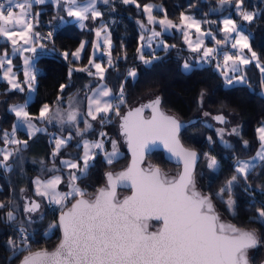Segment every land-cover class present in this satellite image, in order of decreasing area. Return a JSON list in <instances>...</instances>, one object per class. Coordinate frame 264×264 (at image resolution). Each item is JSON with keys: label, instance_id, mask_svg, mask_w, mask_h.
Returning <instances> with one entry per match:
<instances>
[{"label": "snow or ice", "instance_id": "snow-or-ice-1", "mask_svg": "<svg viewBox=\"0 0 264 264\" xmlns=\"http://www.w3.org/2000/svg\"><path fill=\"white\" fill-rule=\"evenodd\" d=\"M33 2L43 4L45 0H31L27 4V9L24 3H14V0H8L7 5L0 3V22H2L0 24V35L10 40L13 46V54L16 52L36 53L39 40H52L53 33L51 31L41 36L39 32L32 31L33 24L25 19L29 15L28 9L31 8ZM55 2L58 6L61 4V0H55ZM102 2L107 4L108 0H102ZM122 2L126 5L135 4L136 7H141L137 4V0H122ZM66 3L70 5L66 8L67 15L79 18L81 22L89 19V14L92 19L103 15L95 7L97 0H87L82 4H78L77 0H66ZM242 4L243 0H237L238 9L241 8ZM14 7L20 9L19 19L14 14ZM153 7L151 4L143 6L149 24L159 23L165 29L177 27L196 28L199 32L200 21H196L193 17L184 15V13H181L179 25L168 20L166 13L164 19L157 21L151 14ZM240 15L244 21L250 22L254 19L256 13L241 10ZM9 24H22L24 30L20 33L9 30L6 27ZM223 25L222 31L226 34L223 43L228 42V34L236 33L237 38L231 44V47L236 48L237 45H240L241 48H249L248 37L244 35L243 30L238 28L234 20L224 19ZM81 27H83L82 23ZM141 27H144L143 24H141ZM102 30H106V25H101V28L96 30L97 37L100 36ZM160 35L161 33L153 30L148 37L147 44H142L141 49H138V52H140L139 59L145 65H150L153 60L159 59L155 56L151 60L145 59L142 49L145 46L150 47L153 39L160 37ZM207 35H211V33L209 32ZM17 36L19 39L16 38ZM140 39L144 41V36L141 35ZM185 39L191 48L193 42L187 40L186 31ZM20 40L23 41V45L18 47ZM103 42L108 46V64L112 66L111 41L106 36ZM202 43L203 38L201 37L192 50L202 52V61L211 62L212 57L218 54V49H201ZM216 43L219 45L222 42L216 41ZM24 45H28V47H24ZM39 47L43 49L45 45L41 43ZM99 47V43L94 45V49ZM157 47H163L166 51L169 46L161 41L157 44ZM83 48L84 43L82 42L80 48L72 53V56L78 59ZM52 51L55 52V48ZM61 55L67 59L69 54L64 52ZM251 56L257 60V66L259 67L256 53L252 52ZM34 59L31 56L24 57V76L30 92L36 91L33 84L39 71L35 66ZM230 61L232 62L233 75H229L228 72L222 73L226 84H247L246 76L240 70L237 62L247 65L251 63V60L245 59L243 56L233 57L224 53L223 65L228 66ZM5 64H7V67L3 78L7 79L11 89L24 91L20 83L16 81V73L12 71V60L8 58L7 51L0 57V68H5ZM89 64L96 69L95 72L88 68L79 69L78 71H86L89 76H98L103 80L105 69L101 64L94 63L93 60H90ZM182 67L185 71L191 70V65L188 62H185ZM216 67L220 69L221 64L217 62ZM72 71L73 69L69 70V76H71ZM260 71L264 75V67H260ZM136 75L134 69L129 70L128 77L135 78ZM262 83H264V80H262ZM65 87L66 85H60L61 92L64 91ZM89 91L91 94L85 97L87 100L86 114H82L79 108L74 106L71 98L69 99L68 110L63 111L60 107L53 110L45 103L40 109L39 117L35 118L31 117L26 110L28 107L27 100L23 104L12 105L10 111L18 118L19 126H26V131L30 137L37 132H46V129L37 128L32 122L33 119L48 123L55 121L61 125H73L76 128V135L83 137L85 132L92 128L89 118L92 121L99 119V122L103 124L106 120L111 123V116L119 117L121 119V133L132 150L131 165L126 170L116 173L106 172V185L98 188L88 199L85 198L89 194L79 188L76 181L86 177L88 169L93 166L91 162L95 160V152L92 150L99 149L103 152L105 161L109 165L117 160L120 155L115 140L111 141V152L104 151V139L107 138V134L101 132V139L94 142L86 140L83 142L84 152L80 161H61L64 167L76 170L70 174L69 191H58V185L62 182L60 176H54L44 181L37 177L33 183L38 196L47 197L50 204L61 205V207L70 197L75 199V203L67 212H62L60 215L59 223L63 227V239L55 251H31L29 243L31 235L25 228L20 227L22 246L17 245L12 240L8 241L13 257L27 251L28 254L23 256L21 264H250L247 256L248 250L260 246L264 241L255 229L245 230L234 224L222 222L213 202V194L197 190L195 168L198 153L194 150L185 149L180 144L178 137L185 124L176 117L165 115L160 111L161 97L156 96L155 99L129 110L126 115L121 116L120 106L126 103L123 85L120 86L118 96H114L112 90L105 84H100L95 89L89 88ZM202 97L203 93H201V105L203 103ZM114 99L119 100V103L114 104ZM29 100H31V97H29ZM57 101L61 102L62 98L57 97ZM146 108L150 109L152 113L151 117L147 119L142 115ZM204 115L208 116L210 114L205 112ZM81 119L85 124L83 130L78 126ZM212 119L222 125L228 123L227 117L223 113L212 117ZM18 125L13 126L11 134L5 132L3 138L5 143L22 145L26 148L28 146L27 141L15 139ZM208 127L213 126L208 125ZM214 130L221 144L225 148L231 149L232 145L223 139L225 129L216 128ZM257 131L261 144L256 155L248 160L237 159L234 165L237 175H233L228 179L225 185L215 193V197L226 204L228 210L233 213L235 201L232 199L231 193L233 187L238 184V177L247 183L248 177L255 170L257 163L264 161V127L259 128ZM229 134L239 135L238 128L233 127ZM9 136L12 138L9 139ZM71 140V134L68 136H54L52 157H56L60 150L66 147ZM157 140L163 141L165 147L182 161L183 171L178 178L169 179L161 169L151 165L147 170L139 167L145 149L149 143H154ZM207 140L209 143H213L211 136L207 137ZM243 143L247 147L248 142L244 141ZM77 146L79 147V145ZM13 151L19 152V149ZM13 151L0 149V155H2L0 166L10 170L5 162L13 155ZM204 155L208 157L209 169L217 170L219 164L216 158L209 156L208 153H204ZM40 163L43 166L44 162L40 161ZM81 163L83 167H81ZM77 172H79V176ZM129 183L133 189L132 195L121 200L117 196V187L118 185L128 186ZM23 191L21 189V192ZM225 193L228 194L226 200L224 199ZM4 207H7V205L0 203V208ZM39 207V203L32 201L25 206L24 211L27 213L35 212ZM6 219L12 222L16 221L17 217L13 211H8ZM150 219L161 221L162 227L149 232L146 222ZM256 220L264 224V208L257 210ZM28 222L31 223V217L28 218ZM53 227L55 225H50L49 230Z\"/></svg>", "mask_w": 264, "mask_h": 264}, {"label": "trees", "instance_id": "trees-1", "mask_svg": "<svg viewBox=\"0 0 264 264\" xmlns=\"http://www.w3.org/2000/svg\"><path fill=\"white\" fill-rule=\"evenodd\" d=\"M108 1L109 5L113 6V10L104 13L100 18L92 19L89 16L82 29H79L74 21L67 20L64 24L59 23L58 16L65 14L60 6L54 8L50 2L32 5V14L37 20L33 27L34 32H39L41 36H44L51 31L53 37L51 41L39 40L45 47L34 57L35 66L39 70L34 82L36 91L33 100L28 102L26 110L31 115L38 114L45 103L51 107L58 102L57 97L63 100L77 92L87 94L89 88L93 89L100 81L112 90L114 96L119 95L120 86L123 85L126 103L120 106V114L144 100L160 96L163 110L176 116L180 121L187 122L180 133V139L185 146L196 150L200 155L195 170L198 188L204 193L213 194L215 207L223 218L240 228L255 229L264 241V224L256 220L257 210L264 208V161L257 163L247 183L238 177V184L233 187L231 193L235 201L234 213L230 212L226 204L215 197V193L225 185L226 181L233 175H237L234 167L236 160L252 157L260 146L257 127L264 122V94L260 91L261 79L258 67L250 63L242 68L241 71L246 76L247 84L234 85H225L224 77L216 69L213 60L200 66L193 65L191 70L185 71L182 65L185 62L195 64L197 52L186 48L182 41V34L177 31L163 35L169 46L166 51L161 48L153 53H147L151 59L153 56L159 59L153 60L150 65H145L138 59V47L142 33L140 25L146 19L143 6L147 3H154L159 6L154 14L165 17L166 13L167 19L175 23L180 22L181 13L191 15L204 21L202 25L204 28L208 25L212 26L218 36L221 35L219 31L221 16L230 14L236 21H241L239 29L248 36L250 48L256 52L259 61L264 65V0H243L241 10L256 13L250 22L244 21L236 9L234 10L237 0H223V2L222 0H137V4L141 6L139 8L135 4L126 5L122 0ZM228 2H231L229 6ZM102 17L106 18L109 26L113 63L109 66L108 56L103 52L94 55L92 59L101 63L105 69L103 80L98 76H89L86 71H78L88 68L95 72V68L89 64V61L93 34L95 28L101 27L103 22L99 23V21ZM82 42L86 45L83 56L80 61H74L71 59V54ZM6 45L5 41H0V53ZM53 48L55 52L52 51ZM64 52L69 54L67 59L61 55ZM11 60L14 69L20 71L19 57L15 56ZM70 69H73L71 76H69ZM132 69L137 73L135 78L128 77V72ZM62 84L66 85L63 92L60 90ZM7 86L6 82L0 83V145L5 143L4 133L10 134L15 122V114L8 110L9 105L21 103L25 97L24 92L8 90ZM201 93H203L202 105L200 103ZM116 103H119V100L114 99V104ZM203 111L212 117L223 113L228 123L222 125L216 121V126L212 125L213 127L210 128L208 125L211 124L202 118L201 112ZM38 123L41 122L38 121ZM46 126L49 129H57L50 123ZM233 127L238 128L239 135L229 134ZM119 128L120 118L111 116V123L106 120L101 124L100 130L86 132L83 136L94 139L98 132H104L107 134V138L104 139L107 148L110 147L112 140H118ZM216 128L225 129L223 139L232 145L231 149L221 144L214 130ZM15 135L20 140L26 138L28 146L22 149V152H16L11 156L10 160L15 163V166L9 172L5 173L0 168V203L7 205V207L0 208V264H17L20 258L27 253L24 251L13 257V252L8 245V241L12 240L22 246L20 227L25 228L31 235L29 241L31 251L54 248L60 239L56 217L74 200L70 197L63 207L55 206L54 208H50L43 202L45 206L42 218L28 222L27 216L31 217V215L24 211L22 203V195L27 192L21 194L19 188L20 185H25L29 190L28 193L32 194V178L37 170L33 171L31 168L29 179L25 180L16 178V174L28 161L29 146L37 142V138H40L42 134H36L27 139L25 132L16 130ZM209 136L212 137L213 143L208 142L207 137ZM80 138L74 134L68 145L62 148V155H70L72 159L79 160L82 149L77 144ZM244 141L248 142L247 147ZM50 144L52 143L45 144V147L49 148L52 146ZM204 153L216 158L219 164L217 170L209 169V160ZM127 161L126 150L111 165L106 163L101 153H98L95 155V160L91 162L93 166L88 169L86 177L78 179L76 184L89 194L87 197H90L105 183L106 172L123 168ZM146 162L165 171L177 172L178 170V167L167 162L160 152L148 155ZM67 172L69 170L65 171L57 166V171L51 173L45 171L44 175L50 177L52 174L61 173L64 178H67ZM40 176L43 177V175ZM126 192V190H119V194ZM224 199H228L227 193ZM8 211L14 212L17 217L16 221H7ZM159 224L160 222L152 221L150 226L155 228ZM50 225H55V227L49 230ZM249 260L251 264H264V243L250 250Z\"/></svg>", "mask_w": 264, "mask_h": 264}, {"label": "rangeland", "instance_id": "rangeland-1", "mask_svg": "<svg viewBox=\"0 0 264 264\" xmlns=\"http://www.w3.org/2000/svg\"><path fill=\"white\" fill-rule=\"evenodd\" d=\"M77 2H78V4H82V3H85V2H87V0H77ZM229 4H228V6L231 4V2H228ZM110 4V2L108 1V3L107 4H105V3H103L102 2V0H97V3H96V5H95V7H96V9L98 10V11H100L102 14H104V13H109L110 11H112L113 10V6L111 7V5H109ZM147 4H151V5H153L154 7H153V9H152V16L158 21V20H161V19H164L165 17H161V16H159V15H157V14H154V11L155 10H157V9H159V6L158 5H156V4H154V3H147ZM146 4V5H147ZM236 9V12H238L239 14H240V11H241V8L240 9H238L237 8V4L235 5V7H234V10ZM13 11L15 12V9H13ZM144 14H145V16H146V19H145V21L144 22H142L141 24H143L144 25V27H143V29H142V27H141V25H140V30H141V35H143L144 36V41H141L140 42V44H139V47H138V49H141V45L142 44H147V41H148V37L151 35V33H152V31L154 30L155 32H159V33H161V35H160V37H158V38H156V39H153V41H152V43H151V45H150V47L149 46H145L143 49H142V54H143V56H144V58L145 59H151L148 55H147V53H153V52H155V51H157V50H159V49H161V48H163V47H157V44L159 43V42H163V44H165V45H168L167 44V42H166V40H165V38H164V34H171V33H173L174 31H177V32H179V33H181L182 34V41L184 42V44H185V46H186V48H188V49H190V50H192V48H195L196 47V42L199 40V39H201V37L203 38V43L201 44V49H205V48H214V49H218V54L217 55H214L213 57H212V59L211 60H213V62H214V64H215V67H216V64H217V62H219L220 64H221V68L220 69H217V67H216V69L218 70V71H220V73L222 74L223 72H228L229 73V75H233V73H232V68H231V64H232V62L230 61L229 62V65L228 66H224L223 65V58H224V53H227V54H229V55H231V56H233V57H236V56H243L245 59H249V60H251V63H254L256 66H257V60L256 59H253L252 58V56H251V53L252 52H255L254 50H252L251 48H250V46H249V48H241V46L240 45H237V47L236 48H232L231 47V44L232 43H234L235 42V39L237 38V34L236 33H231V34H228L229 35V39H228V42L227 43H223V41H225V37H226V34L222 31V29H223V27H224V25H223V20L224 19H232V20H234L235 22H236V24H237V26H238V28H239V24H240V22L239 21H236L234 18H232L231 16H230V14H224L223 16H221V18H220V22H221V27L219 28V31L221 32V35L220 36H218L217 35V33H216V31L213 29V27L212 26H207L206 28H204L202 25H203V23H205L204 21H202V20H199V19H197V18H194L193 16H191V15H187L186 14V16H190V17H193L196 21H200V25H199V32L197 31V29L196 28H190V29H187V28H167V29H165V27L164 26H162V25H160L159 23H152V24H149V22H148V19H147V14L144 12ZM67 16V13H65L64 14V16L63 17H60V16H58V18L60 19V20H62V21H67L68 19V17H66ZM101 17V16H100ZM99 17V18H100ZM62 18V19H61ZM64 18V19H63ZM70 19H73V18H70ZM110 20H112V18H110ZM169 20V19H168ZM103 22V23H102ZM173 22V21H172ZM99 23H102L101 25H106V30H102L101 31V34H100V36L99 37H97V35H96V30L97 29H100V28H95V31H94V34H93V44H92V46H91V58H90V60H93L92 59V57L94 56V52H95V55L96 54H98V53H100V52H102V50L100 49V48H98V49H94V44H95V42L96 41H98L99 43H103V46H105L106 44L103 42L104 41V39H105V37L107 36V38L108 39H110V34H109V29H108V24L106 23V18H104V17H102L101 19H100V21H99ZM174 24H177V25H179L180 24V22H178V23H175V22H173ZM189 23H190V21H189ZM241 30V29H240ZM185 31L187 32V40H190V41H192L193 43H192V47L190 48L189 47V45H188V43L186 42V39H185ZM211 33V35H207V33ZM244 33V32H243ZM203 34V35H202ZM244 35L245 36H247L245 33H244ZM248 37V36H247ZM216 41H221L222 43H220L219 45L216 43ZM247 43L249 44V40H247ZM108 48V46L106 45V49ZM193 51V50H192ZM256 53V52H255ZM201 55H202V52H197V55H196V58H195V60H196V62H195V64H189V65H191V67L193 66V65H197V66H200V65H203V64H206L207 62L206 61H202L201 60ZM139 56H140V52H138V59H139ZM256 56H257V54H256ZM258 58V57H257ZM140 60V59H139ZM94 61V60H93ZM258 62H259V67H258V70H259V72H260V79H261V92L264 94V83H262V80H264V75H262V73H261V71H260V67H264V65L259 61V59H258ZM94 63H97V62H95L94 61ZM238 63V66H239V68H240V70L242 69V68H244L245 66H247V65H249V64H247V65H244V64H241V63H239V62H237ZM102 66V65H101ZM183 68V67H182ZM184 70V69H183ZM224 83H225V85H227L226 84V82H225V79H224ZM10 85V84H9ZM33 86H34V84H33ZM34 94V92H30V93H28L27 94V99L29 100V97H31V100L33 99V95ZM74 94H77V93H74ZM30 100V101H31ZM73 101L75 100V97H73V99H72ZM144 101H146V100H144ZM66 102H67V104L69 105V99L67 100V101H64V103H59V107L60 106H62V104H66ZM16 104H20V103H13V104H11V105H9V107H8V110L10 111V107L12 106V105H16ZM75 105V104H74ZM77 107V106H76ZM42 108V107H41ZM66 110H68V109H66ZM65 110V111H66ZM79 111L81 112V110L79 109ZM40 112V111H39ZM204 113H205V111H203V112H201V115H202V118H203V120L205 119L206 120V122L207 123H209V124H211V125H214V126H216V124H217V122L216 121H214V119H212V116L211 115H208V116H205L204 115ZM35 117H39V113L38 114H35L34 115V118ZM36 121H38V119H35ZM80 121H83V119H81ZM79 121V122H80ZM69 126H64V125H61L60 124V128L61 127H67V128H70V127H73V125H70V124H68ZM95 126L94 125H92V128L91 129H93ZM83 129H85V124H84V127L83 128H81V130H83ZM74 130H76L75 128H74ZM90 130V129H89ZM57 134H60V132H56ZM55 134V133H54ZM59 136H61V135H59ZM51 138H53V135H51ZM100 139V138H99ZM98 139V140H99ZM89 141V142H94V141H97L96 139H88V138H85L84 140H82V142H81V146H82V152H81V157L83 156V152H84V148H83V142L84 141ZM116 142H117V148H118V151H119V153H120V155H119V157H121L123 154H124V150H125V142H124V136L120 133L119 134V136H118V140H115ZM9 144H11V143H9ZM124 149V150H123ZM54 150V149H53ZM111 150H112V145L110 144V147L108 146L107 148H106V146H105V144H104V151H107V152H111ZM259 150V149H258ZM257 150V151H258ZM51 151H52V149H51ZM92 151H94L95 152V155H97L99 152H101L99 149H95V150H92ZM256 151V152H257ZM14 153H16L15 151H14ZM13 153V154H14ZM34 153H38V150L36 149V150H34ZM66 153H68V152H66ZM255 155H256V153H255ZM255 155H253L252 157H254ZM101 156H102V158L105 160V157H104V155H103V152H101ZM11 157V156H10ZM9 157V158H10ZM51 157H52V155H51ZM56 157H58V163H60V165H61V168H63V169H69V171H71L70 173H72V172H74V171H76V170H74V169H70V168H67V167H64L62 164H61V161L62 160H71L70 159V157L71 156H64V155H62V153L61 152H59V154L56 156ZM55 157V158H56ZM81 157H80V159H81ZM251 157V158H252ZM53 158V157H52ZM0 159H2V155L0 156ZM80 159L79 160H76V159H74V160H71V161H80ZM9 160V159H8ZM6 161L5 163L9 166V161ZM36 162H37V160H36ZM38 163V162H37ZM40 164V163H39ZM47 167V171H50V172H54V171H57V163H48L47 165H46ZM43 167H45L44 165H43ZM81 167H83V165H82V163H81ZM0 168H1V170L4 172V170H6V168L5 167H3V166H0ZM77 174H78V172H77ZM54 176H60L61 178H62V182L58 185V191L59 192H67V191H69L70 190V188H69V177H67V178H64V176H63V174H59V173H56V174H52L50 177H39V179L40 180H42V181H44V180H48V179H51L52 177H54ZM35 179L37 178V177H34ZM34 179V180H35ZM34 180H32V181H34ZM26 189H27V187H26ZM33 190L35 191V184L33 183ZM32 190V191H33ZM36 192V191H35ZM29 193L27 192V194H25V196L26 197H28L29 195H28ZM25 196H23V197H25ZM22 197V198H23ZM38 198H43L42 200H44V202L46 203V204H50L49 202H48V199H47V197H41V196H38ZM70 199V198H69ZM68 199V200H69ZM67 200V201H68ZM39 201V200H38ZM67 201H65L64 203H66ZM44 204V203H43ZM53 205H56V204H53ZM44 206H45V204H44ZM56 206H58V205H56ZM60 206V205H59ZM55 207V206H54ZM54 207H50V208H54ZM40 210V209H39ZM38 210V211H39ZM38 211H35V212H31V213H29V215H31V221H33V220H36L37 218H40L41 217V212H38Z\"/></svg>", "mask_w": 264, "mask_h": 264}, {"label": "crops", "instance_id": "crops-1", "mask_svg": "<svg viewBox=\"0 0 264 264\" xmlns=\"http://www.w3.org/2000/svg\"><path fill=\"white\" fill-rule=\"evenodd\" d=\"M29 2H31V0H14V3H24L25 4V7H26V9H27V4L29 3ZM45 2H50V3H52V5L54 6V8H56L58 5L56 4V2H55V0H45ZM0 3H4L5 5H7V3H8V0H3V1H0ZM33 4H37V3H32V5ZM61 8H62V10H64V13H67L66 12V8L67 7H69L70 5H68L67 3H66V0H61V4L59 5ZM14 9H15V12H14V14L16 15V18L17 19H19V15H20V9L19 8H15L14 7ZM28 12H29V14H32V6H31V8L30 9H28ZM29 16V15H28ZM28 16L27 17H25V19L28 21V22H31L32 24H33V27H34V24H35V22H37V20L35 19V17L33 16V14H32V21H30L29 19H28ZM89 16L91 17V15L89 14ZM60 17H63V16H60ZM66 17H68L67 19L68 20H70V21H74L75 23H76V26L79 28V29H82V28H84L85 27V20L84 21H80L79 20V18H75V17H69L68 15L66 16ZM70 18H73V19H70ZM98 18V17H97ZM64 19V18H63ZM67 21L65 20V21H62V20H59V23L60 24H64V23H66ZM81 23L83 24V27H81ZM0 24H2V22H0ZM6 27L9 29V30H12V31H15V32H17V33H20L21 31H23L24 30V28H23V25L22 24H9V25H6ZM32 31L34 32V28L32 29ZM29 35H31V33H29ZM17 39H19V37L17 36L16 37ZM0 41H5L6 43H7V45H6V47H4L3 48V50L1 51V53H0V57H2V55H3V53L5 52V51H7V53H8V58H13V57H15V56H18L19 57V64H20V71H17V70H15L14 69V66H13V62H12V65H11V67H12V71L14 72V73H16V81L18 82V83H20V85H21V87L24 89V91H22V92H24L25 93V97H24V100L20 103V104H23L26 100L28 101V102H30V100H28L27 99V94L28 93H30V91H29V89H28V86H27V83H26V80H25V76H24V57L25 56H31V57H35V55L37 54V53H40L43 49H41L40 47H39V44H41V42L40 41H38V43H37V51H36V53H28V52H16L15 54H13V46H12V44H11V42H10V40H8L7 39V37H4L3 35H0ZM84 43V48L80 51V56H79V58L77 59V58H74L73 56H72V54H71V59H73L74 61H80L81 60V58H82V56H83V53H84V50H85V47H86V45H85V42H83ZM97 43H99L98 41H96L95 42V44H97ZM94 44V45H95ZM100 44V49L102 50V52L103 53H107L108 51H107V49H106V45L105 46H103V43H99ZM19 45H23V41L22 40H20L19 41V44H18V47H19ZM80 45H81V43L78 45V47L72 52V53H74V52H76L77 51V49H79L80 48ZM24 47H28V45H24ZM98 63V62H97ZM99 64H101V63H99ZM6 67H7V64H5V68H0V83L1 82H6L7 84H8V86H7V88H8V90H13V91H18V90H15V89H11V85H9V83H8V81H7V79H5V78H3V74H4V72H5V70H6ZM95 71H96V69H95ZM20 72V73H19ZM100 84H105L104 82H102V81H100L93 89H95V88H97ZM106 85V84H105ZM108 87V86H107ZM109 88V87H108ZM35 93V92H34ZM91 93H90V91L87 93V94H85L84 92H77V94H72L71 96H69V97H67L66 99H63L61 102H57L55 105H53V106H51L50 108L51 109H53V110H55L57 107H59L58 105H59V103H64V101H67L68 99H73V97H75V100L73 101V103L75 104L74 106H77L80 110H81V113L82 114H86V112H87V100H86V96L87 95H90ZM34 95V94H33ZM33 98H34V96H33ZM33 100V99H32ZM31 100V101H32ZM113 103H114V100H113ZM60 108L63 110V111H65L66 109H68V104H67V102H66V104H62V106H60ZM41 109V108H40ZM40 111V110H39ZM39 113V112H38ZM31 117H34V115H31V114H29ZM38 121L39 122H41V123H38ZM38 121H36L35 119H33V124L37 127V128H42V129H46V132H37L36 134H42V136L40 137V138H37V142L35 141L34 143H32L30 146H29V155H28V161H26V163L24 164V166L21 168V170L20 171H18L17 172V174H16V178H21V179H29V176H30V171H31V168H32V170L34 171V170H37V173L36 174H34L33 175V178H32V180H34L35 178L34 177H40V175H43V177H45L46 175H44V172L45 171H47L48 169L46 168L47 166V164L48 163H57V166H59V167H61V165H60V163H58V161H57V159H58V157H54V158H52L51 157V155H52V152H53V149H54V143L52 142L53 141V138H51V135H53V137L54 136H59V135H61V136H68L69 134H71V136L73 137L74 136V134H75V136H77L76 135V130H74V126L73 127H70V128H67V127H61L60 128V124L59 123H57V122H55V121H53L52 123H50V124H52V125H55L56 127H57V129H55V128H51V129H49V127L48 126H46L47 125V123L48 122H46V121H41V120H38ZM89 122L92 124V125H94L95 127L93 128V129H90V130H88V131H86V132H89V131H92V130H100V128H101V123L98 121V120H96V121H92V120H90V118H89ZM49 124V123H48ZM14 125H18V118L15 116V122H14ZM64 126H69L68 124H64ZM79 128L81 129V128H83L84 127V122L83 121H80L79 122ZM261 127H264V122L261 124V125H259L258 127H257V130L259 129V128H261ZM76 129V128H75ZM16 130H22L23 132H25L26 134H27V136H28V138L27 139H29V138H31L29 135H28V133H27V131H26V126H17V128H16ZM70 130V131H69ZM56 132H60V134H57ZM85 132V133H86ZM12 133V132H11ZM10 133V134H11ZM55 133V134H54ZM35 134V135H36ZM34 135V136H35ZM257 135H258V138H259V133H258V131H257ZM77 137H80V136H77ZM12 137L11 136H9V139H11ZM85 138H87V137H81L80 139H79V142H78V144L77 145H79L80 147H81V149H82V146H81V142H82V140H84ZM100 138V132H98V135H97V137L96 138H94V139H96V140H98ZM15 139H17V140H19V141H26V138L25 139H18L17 137H16V135H15ZM88 139H92V138H88ZM260 140V139H259ZM48 143H52V144H50V145H52V146H50L49 148H46L45 147V144H48ZM9 143H4L3 145H0V149H3V150H8V151H13L14 149H19V152H22L21 150L22 149H25V147H23L22 145H16V146H11V145H8ZM260 144H261V141H260ZM13 145V144H12ZM27 148V147H26ZM38 150V153H34V150ZM51 149H52V151H51ZM258 149H260V146H259V148ZM62 151V149L60 150V152ZM19 152H17V153H19ZM13 153H14V151H13ZM99 153H101V152H99ZM255 155V154H254ZM1 156V155H0ZM27 156V155H26ZM66 156H70V155H65V157ZM81 157V156H80ZM12 157H10L9 158V167H10V170L15 166V163L14 162H12V160H10ZM119 158V157H118ZM251 158V157H250ZM250 158H247V159H244V160H248V159H250ZM70 159L71 160H74V159H72V157H70ZM36 160H37V162H36ZM40 161H43L44 162V166L45 167H43L42 165H41V163H40ZM76 161V160H75ZM40 163V164H39ZM61 169H63V168H61ZM9 169H6V170H4V172L5 173H7V172H9L10 171ZM65 171H67V170H69V169H64ZM36 172V171H35ZM71 171H69V172H67V177H70V173ZM48 173H51L50 171H48ZM48 173H46V174H48ZM59 174H61V173H59ZM78 176H79V172H78V174H77ZM42 177V176H41ZM21 189H23L24 191L23 192H29V190H28V188L26 189V186L25 185H20V188H19V191L21 192ZM23 192H21V194L23 193ZM31 194V192L29 193V196L28 197H26L25 195H22V197L23 196H25V197H23L22 198V203H23V206H24V208H25V199L26 198H33L37 203H39L40 204V207H39V209H37L36 211H38V212H41L42 214H41V217L43 216V214H44V204H43V202H44V200H42L43 198H38V195L36 194V192L33 190L32 191V194ZM39 200V201H38ZM45 203V202H44ZM46 205H48L49 207H54V206H56V205H53V204H46ZM61 206V205H60ZM58 207H59V205H58ZM28 218H29V216H27V220H28ZM38 219V218H37Z\"/></svg>", "mask_w": 264, "mask_h": 264}, {"label": "water", "instance_id": "water-1", "mask_svg": "<svg viewBox=\"0 0 264 264\" xmlns=\"http://www.w3.org/2000/svg\"><path fill=\"white\" fill-rule=\"evenodd\" d=\"M107 53H108V52H107ZM107 53H104V54L107 55ZM107 56H108V55H107ZM153 99H155V98H153ZM153 99H150V100H153ZM150 100H146V101L140 102L139 104H137V105H135V106H133V107H129V108H127V109L121 114V116L126 115L127 112H128L129 110L135 109L136 107H139V106L142 105V104H146V103H148ZM160 111H162L165 115L174 116V115H172V114L166 112L165 110H163V109L161 108V105H160ZM151 114H152V113H151V110L146 108V109L144 110V112H143L142 115L144 116V118L147 119V118H150V117H151ZM174 117H176V116H174ZM176 118H177V117H176ZM177 119H178V118H177ZM182 122H183V123L185 124V126H186L187 122H184V121H182ZM120 124H121V119H120ZM183 128H184V127H183ZM183 128H182V129H183ZM182 129H181V131H182ZM120 131H121V129L119 128V133H120ZM181 131H180V133H181ZM121 134H122V133H121ZM178 138H179L180 144H181L185 149L193 150V149H191V148H189V147H187V146H185V145L183 144V142H182L181 139H180V134H179V137H178ZM124 142H125V150H126V153H127V155H128V161H127L126 165H125L123 168L111 171V172H113V173H116V172H119V171L126 170V169L131 165V162H132V159H133L132 150H131V148L129 147L128 142H127V140H126L125 137H124ZM194 151H196V150H194ZM155 152H160V153H162L163 158H164L167 162H169V163H171V164H173V165H176V166H179V167H180V170H179L178 174H168V173H165L161 168L158 167L159 169H161V171H162L163 173L167 174V176H168L169 179H172V178H178L179 175H180V173L183 171V163H182V161L179 160L176 156H174V155L168 150L167 147H165L163 141H159V140H157V141H155L154 143H149L148 147H147V148L145 149V151H144V154H143V160H142V162L140 163L139 167L142 168V169H144V170H147L148 167H149V165H150V164H148V163L146 162V160H147V156H148V155H151V154H153V153H155ZM196 152H197V151H196ZM197 153H198V152H197ZM199 159H200V155H199V153H198V159H197V161H196V167H197V164H198V162H199ZM151 166H154V165H151ZM154 167H157V166H154ZM195 170H196V168H195ZM105 185H106V177H105V183H104L102 186H100L99 188L104 187ZM196 186H197V185H196ZM119 190H126L127 192H126L125 194H119ZM197 190H198V191H201V190L198 188V186H197ZM132 192H133V189L131 188L130 183L128 184V186L118 185V187H117V196H118L121 200H122L123 198L127 197V196L132 195ZM201 192H202V191H201ZM77 198H78V197H77ZM85 198L88 199L89 197L86 196ZM73 203H75V199H74V200H73V201H72V202H71L66 208H64L61 212H59L58 215H57V217H56V222H57L58 228H59V230H60V239H59L58 243L56 244V246H55L54 248L50 249V250H47V249H37V250H47L48 252H53V251L56 250L57 246L60 244L61 240L63 239V227H62V225H60V223H59L60 215L62 214V212H67L68 209L71 208V206H72ZM216 211L218 212L217 209H216ZM218 213H219V212H218ZM219 215H220V218H221V221H222V222H224V223H226V224H233V223H231L229 220H227L226 218H223L222 215H221L220 213H219ZM152 221H154V222H160V226H159L157 229H153V228H151L150 224H151ZM146 223H147V230H148L149 232H151V231H156V230H158L159 228L162 227V222H161V221H157V220H155V219H150V220H148ZM234 225H235V224H234ZM237 227H238V226H237ZM238 228H240V227H238ZM241 229H244V228H241ZM245 230H248V229H245ZM252 249H254V248H252ZM252 249H249L248 252H247L248 259H249V252H250V250H252ZM37 250H34V251H37ZM34 251H33V252H34ZM27 254H28V252L25 253L24 255H27ZM24 255H23V256H24ZM23 256L20 258V260L18 261L17 264H21V260L23 259ZM249 262H250V260H249ZM250 264H251V263H250Z\"/></svg>", "mask_w": 264, "mask_h": 264}, {"label": "flooded vegetation", "instance_id": "flooded-vegetation-1", "mask_svg": "<svg viewBox=\"0 0 264 264\" xmlns=\"http://www.w3.org/2000/svg\"><path fill=\"white\" fill-rule=\"evenodd\" d=\"M120 133H121V131H120ZM178 167V170H177V172H173V171H165V170H163L165 173H168V174H178V172H179V170H180V167L179 166H177ZM32 201H35L33 198H26L25 199V206H27L28 204H30ZM36 202V201H35ZM160 226V224L157 226V227H155V228H153V227H151V228H153V229H157L158 227Z\"/></svg>", "mask_w": 264, "mask_h": 264}, {"label": "built area", "instance_id": "built-area-1", "mask_svg": "<svg viewBox=\"0 0 264 264\" xmlns=\"http://www.w3.org/2000/svg\"><path fill=\"white\" fill-rule=\"evenodd\" d=\"M28 19H29L30 21L33 20V19H32V14H29Z\"/></svg>", "mask_w": 264, "mask_h": 264}]
</instances>
